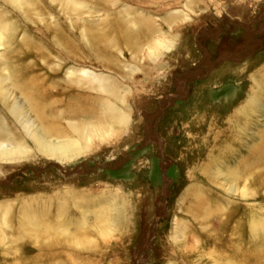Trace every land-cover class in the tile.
Wrapping results in <instances>:
<instances>
[{"label":"rangeland","instance_id":"374dc122","mask_svg":"<svg viewBox=\"0 0 264 264\" xmlns=\"http://www.w3.org/2000/svg\"><path fill=\"white\" fill-rule=\"evenodd\" d=\"M263 139L264 0H0V264H264Z\"/></svg>","mask_w":264,"mask_h":264},{"label":"bare ground","instance_id":"6f19581e","mask_svg":"<svg viewBox=\"0 0 264 264\" xmlns=\"http://www.w3.org/2000/svg\"><path fill=\"white\" fill-rule=\"evenodd\" d=\"M87 117V116H86ZM3 146V145H2ZM264 152V139L261 145L259 146H253V148H251V150L248 152V156L246 159H241L238 160L237 163H235V167L237 170H239L240 168L244 167L246 164V161L248 160V164L250 162V167L252 166V163L256 162L259 158V156L261 155V153ZM253 160V162L251 163V161ZM257 168V167H256ZM250 173V171H249ZM246 174V173H245ZM246 176V175H245ZM226 180V179H225ZM199 202V201H198ZM203 202V201H201ZM208 203V202H207ZM227 203V202H226ZM211 205V204H210ZM209 205V206H210ZM201 208H198L197 211L195 209V219L200 223V224H205L206 225V221L209 220V218L211 217V210L205 209V205H200ZM191 208V207H190ZM208 208V207H207ZM116 210V209H115ZM190 210V209H189ZM193 211V210H191ZM190 211V213H191ZM217 213V212H216ZM85 214V213H84ZM112 215V214H111ZM193 215V214H191ZM85 216V215H84ZM203 227V226H202ZM205 228V226H204Z\"/></svg>","mask_w":264,"mask_h":264}]
</instances>
